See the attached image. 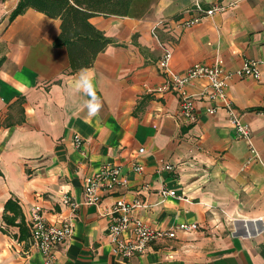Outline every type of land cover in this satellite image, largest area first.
Returning a JSON list of instances; mask_svg holds the SVG:
<instances>
[{
  "label": "crops",
  "instance_id": "obj_1",
  "mask_svg": "<svg viewBox=\"0 0 264 264\" xmlns=\"http://www.w3.org/2000/svg\"><path fill=\"white\" fill-rule=\"evenodd\" d=\"M197 1L226 7L182 25ZM17 2L0 0V264H43L30 238L18 240V227L4 222L6 200L18 202L29 227L34 205L51 223L68 214L64 195L78 206L56 264H264V0H154L141 16H92L113 43L75 71L66 46L53 44L60 19L33 7L11 19ZM247 60L258 62L260 78L233 75L227 95L259 158L225 108L209 113L210 103L196 98L190 121L177 91H156L196 63L236 70ZM206 85L199 77L183 90L196 95ZM90 101L100 105L91 116ZM104 163L120 165L126 183L85 203L84 177ZM164 188L176 194L163 196ZM119 198L137 203L131 215L151 226L197 229L120 256L108 229Z\"/></svg>",
  "mask_w": 264,
  "mask_h": 264
},
{
  "label": "built area",
  "instance_id": "obj_2",
  "mask_svg": "<svg viewBox=\"0 0 264 264\" xmlns=\"http://www.w3.org/2000/svg\"><path fill=\"white\" fill-rule=\"evenodd\" d=\"M225 5L216 3L211 7H204L198 1L187 10L192 16L185 20L182 25H192L200 22L204 17H209L225 9ZM171 53L165 52L161 57L160 63L167 67ZM233 75L241 77H250L259 79L261 72L258 62L247 60L236 70L225 69L220 61L212 65L196 63L187 68L183 75H174L156 91L161 92L168 89H174L179 94L180 113L190 121L195 120V101L196 98H203L210 104L207 112L215 113L219 107L225 108L230 116L237 136L244 138L252 151L253 157L259 158L251 141V129L242 122L241 116L230 103L227 95L228 81ZM205 77L207 85L196 95L187 94L183 90V85L195 78ZM264 113V112H262ZM81 138L74 136V143L81 144ZM143 149H140V151ZM165 169H172L170 163L164 165ZM135 171L140 172L143 169L141 163L133 165ZM126 183V179L121 175V167L115 163H104L101 168L94 174L84 177L83 193L84 202L96 204L101 198L102 192L114 191L119 185ZM163 196L175 195L174 190L161 189ZM63 203L69 208V213L63 216L58 223H51L46 220L40 205H34L30 211L29 217V238L31 245L35 247L43 257V264H56V250L73 230V217L78 203L64 195ZM137 203H129L122 198L116 200L111 210V219L109 223V236L113 243L112 251L123 257H131L144 253L147 248L154 242L162 239H172L176 236V229L184 231L197 229L196 223L181 222L176 227L166 229L154 227L142 221L138 217L131 215L130 211ZM129 232V236L125 233Z\"/></svg>",
  "mask_w": 264,
  "mask_h": 264
},
{
  "label": "trees",
  "instance_id": "obj_3",
  "mask_svg": "<svg viewBox=\"0 0 264 264\" xmlns=\"http://www.w3.org/2000/svg\"><path fill=\"white\" fill-rule=\"evenodd\" d=\"M154 0H18L10 18L33 7L60 19V32L53 44L66 46L71 71L91 66L97 54L113 43L103 31L95 27L90 18L95 15H143ZM2 59H0L1 65ZM7 225L17 226L16 238L27 240L30 231L18 202L9 197L2 214ZM4 230V228H1Z\"/></svg>",
  "mask_w": 264,
  "mask_h": 264
},
{
  "label": "clouds",
  "instance_id": "obj_4",
  "mask_svg": "<svg viewBox=\"0 0 264 264\" xmlns=\"http://www.w3.org/2000/svg\"><path fill=\"white\" fill-rule=\"evenodd\" d=\"M82 86L85 89H91L92 88V84L90 80H83L82 81ZM100 105L98 103H93L92 101L89 102V115H95L98 110H99Z\"/></svg>",
  "mask_w": 264,
  "mask_h": 264
}]
</instances>
